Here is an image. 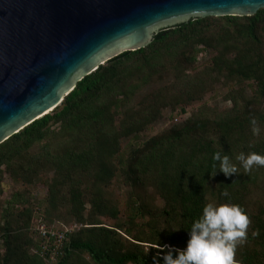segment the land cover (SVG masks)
<instances>
[{
    "label": "trees",
    "instance_id": "16d2710c",
    "mask_svg": "<svg viewBox=\"0 0 264 264\" xmlns=\"http://www.w3.org/2000/svg\"><path fill=\"white\" fill-rule=\"evenodd\" d=\"M204 51L215 54L192 74ZM221 82H251L254 93L229 91V110L202 107L147 137L165 109L186 113ZM217 152L237 174L219 172ZM253 152L264 156V9L161 29L150 45L101 65L54 111L0 144V264H153L158 245L186 247L209 203L243 209L250 223L235 259L264 264V167L246 172L236 159ZM43 176L40 200L31 188ZM6 178L13 189L4 198ZM116 181L128 197L124 211L111 188ZM39 224L79 228L52 257L42 247L54 241L38 233Z\"/></svg>",
    "mask_w": 264,
    "mask_h": 264
},
{
    "label": "water",
    "instance_id": "95a60500",
    "mask_svg": "<svg viewBox=\"0 0 264 264\" xmlns=\"http://www.w3.org/2000/svg\"><path fill=\"white\" fill-rule=\"evenodd\" d=\"M261 9L264 0H0V144L159 30Z\"/></svg>",
    "mask_w": 264,
    "mask_h": 264
},
{
    "label": "clouds",
    "instance_id": "9594fccd",
    "mask_svg": "<svg viewBox=\"0 0 264 264\" xmlns=\"http://www.w3.org/2000/svg\"><path fill=\"white\" fill-rule=\"evenodd\" d=\"M251 124L253 134L259 135L257 121L253 119ZM213 159L219 162V172L225 177L237 174L238 168L227 155L217 152ZM236 159L246 172L254 166L264 167V156L254 152L247 157L241 153ZM249 223L248 216L238 205L209 203L203 208L202 216L192 223L186 247L181 250L158 245L153 264H160V260L163 264H238L236 249L246 239Z\"/></svg>",
    "mask_w": 264,
    "mask_h": 264
},
{
    "label": "rangeland",
    "instance_id": "374dc122",
    "mask_svg": "<svg viewBox=\"0 0 264 264\" xmlns=\"http://www.w3.org/2000/svg\"><path fill=\"white\" fill-rule=\"evenodd\" d=\"M213 51H204L201 52L200 55L198 56V62L196 64V67L191 70L190 72L192 74H197L198 72H201L203 69H205L208 64L210 63V60L214 56ZM238 91V90H244L245 93L248 95H252L254 93L253 85L251 82H244L242 84L240 83H225L221 82L217 85H215V88L207 93L201 101L195 102L192 105L188 106L186 109V113H180V109L172 110L171 108H167L162 112L161 118L155 123L153 128H150L147 130V137L150 135H153L155 133H161L165 130H167L169 127L172 125L182 123L186 121L192 114L196 113L200 108L207 107L210 112H217L221 113L226 110H229L232 108L233 103L230 101L227 97L229 95V91ZM130 144L129 140L124 139L122 140V146L124 148H127V146ZM47 176H43L41 182H38L36 186L30 188L32 191L37 195V197L40 200H43L44 197L47 194V188L44 184V180H46ZM121 184L116 181L114 182L113 186L111 187L114 192L115 198L118 200L119 205L121 209L123 210L126 205V195L124 194L123 190L120 189ZM4 189H5V194L4 198L9 197L11 194V191L13 189V185L10 181L9 178H6V181L4 182ZM158 204H162V200L158 198L157 200ZM124 211V210H123ZM105 224L107 225H114L115 221L114 220H104ZM59 226V225H56ZM38 227V226H37Z\"/></svg>",
    "mask_w": 264,
    "mask_h": 264
},
{
    "label": "built area",
    "instance_id": "2783aa9c",
    "mask_svg": "<svg viewBox=\"0 0 264 264\" xmlns=\"http://www.w3.org/2000/svg\"><path fill=\"white\" fill-rule=\"evenodd\" d=\"M78 228L79 226L77 224L62 225V226L60 225L59 227L54 226L52 228H48L43 224H39L37 227L38 233L42 237L46 238L47 241H50L52 239L54 241V244H53L54 247H51V246L42 247L43 253H46L49 251L48 253H51L52 257H54L56 255V250L62 247L67 234L77 230Z\"/></svg>",
    "mask_w": 264,
    "mask_h": 264
}]
</instances>
